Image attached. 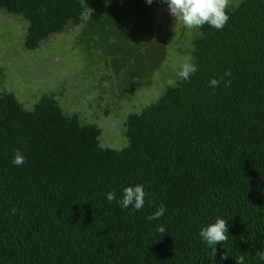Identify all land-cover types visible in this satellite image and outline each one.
Returning <instances> with one entry per match:
<instances>
[{
    "label": "trees",
    "instance_id": "obj_1",
    "mask_svg": "<svg viewBox=\"0 0 264 264\" xmlns=\"http://www.w3.org/2000/svg\"><path fill=\"white\" fill-rule=\"evenodd\" d=\"M226 2L217 30L185 28L164 0H0L28 21V50L78 29L120 99L134 81L165 82L124 117L120 148L53 92L31 109L0 90V264H264V0ZM188 57L198 71L180 81ZM4 76L0 65V85ZM213 78L230 84L212 88ZM137 184L151 194L142 210L107 200ZM161 204L165 215L148 221ZM217 218L229 236L214 255L199 232Z\"/></svg>",
    "mask_w": 264,
    "mask_h": 264
},
{
    "label": "rangeland",
    "instance_id": "obj_2",
    "mask_svg": "<svg viewBox=\"0 0 264 264\" xmlns=\"http://www.w3.org/2000/svg\"><path fill=\"white\" fill-rule=\"evenodd\" d=\"M226 1L234 5L241 0ZM26 22L0 10V65L5 68L0 90L14 91L31 109L43 93L53 92L68 113H78L86 122L102 126L104 145L123 147L124 117L130 110H140L158 99L165 87L164 80L155 77L149 86L143 87L134 81L131 87L135 89L120 99L113 82L101 81L106 73L104 66L97 64L94 68L88 62L79 46L78 29L68 28L31 51L25 47ZM108 109L111 112L106 114Z\"/></svg>",
    "mask_w": 264,
    "mask_h": 264
},
{
    "label": "clouds",
    "instance_id": "obj_3",
    "mask_svg": "<svg viewBox=\"0 0 264 264\" xmlns=\"http://www.w3.org/2000/svg\"><path fill=\"white\" fill-rule=\"evenodd\" d=\"M154 0H146L148 5H151ZM168 6V11L172 17L175 18V22L182 23L187 29H199L203 25L208 24L217 30H222L226 25L229 16L226 14V0H164ZM198 71V64L192 58L188 57L181 65L180 70L177 73L180 81L190 80V78ZM229 73H225V76ZM221 83L227 87L230 81L225 82L223 78L217 80L213 78L210 81V87L217 88ZM26 157L24 154L17 150L12 164L16 167H21L25 164ZM151 194L146 192L143 184H137L135 186H128L122 189V198L117 197L115 190L107 193V200L111 202H117L121 208L128 209L131 207L133 211H140L144 208L146 198H150ZM15 209H13V212ZM167 208L161 204L156 208V211L147 217L148 221H158L166 213ZM157 231L163 234L166 231L164 225H158ZM199 236L203 242L209 247L213 248L214 255H216L217 245L220 242H226L229 236V223L224 218H217L214 223L203 227ZM228 259L225 254L222 258ZM261 259H264V254H261ZM237 264H244V258L240 257L236 259Z\"/></svg>",
    "mask_w": 264,
    "mask_h": 264
}]
</instances>
